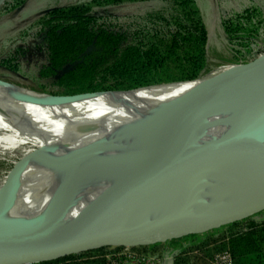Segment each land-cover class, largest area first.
I'll list each match as a JSON object with an SVG mask.
<instances>
[{
    "label": "bare ground",
    "instance_id": "obj_1",
    "mask_svg": "<svg viewBox=\"0 0 264 264\" xmlns=\"http://www.w3.org/2000/svg\"><path fill=\"white\" fill-rule=\"evenodd\" d=\"M238 69H223L192 83L72 98L41 95L0 82V156L15 159L17 171L24 175L34 170L24 177L13 176L15 171L7 173L0 182V232L46 230L72 219L116 216L137 208L168 176L208 158L195 149L197 139L234 130L243 103L200 118L202 109L190 110L197 99L183 98L202 83L218 84ZM184 116L188 119L182 122ZM261 132L264 135V125ZM162 145L188 148L192 157L188 161L152 160ZM108 152L111 158L105 156ZM249 161L264 164V143ZM148 168L159 172L147 173ZM31 183L34 187L28 186ZM262 187L264 171L253 166L222 168L153 204L148 212L192 204V212L219 211L237 194ZM129 194L134 195L124 203L121 198ZM83 207H88L92 217L78 214Z\"/></svg>",
    "mask_w": 264,
    "mask_h": 264
},
{
    "label": "trees",
    "instance_id": "obj_2",
    "mask_svg": "<svg viewBox=\"0 0 264 264\" xmlns=\"http://www.w3.org/2000/svg\"><path fill=\"white\" fill-rule=\"evenodd\" d=\"M27 0H6L0 16ZM155 1L149 9L124 12V3ZM219 22L228 58L218 64L246 63L253 46L264 41V11L256 5L221 9ZM18 40L0 51V68L17 73L27 60L28 45L42 54L36 84L14 83L51 96L101 91H126L180 81L202 79L212 70L206 44L208 29L195 0H85L53 6L17 32ZM91 49L84 54L86 49ZM217 64V65H218ZM70 66L65 71V67ZM168 86V85H165ZM163 86L139 89L138 92ZM260 214V213H259ZM257 215L204 234L161 244L134 247L156 254L159 246L182 241L171 264H191L190 252L212 244L215 253L228 250L233 264H264V216ZM66 256L40 264H105L102 257ZM157 255V254H156ZM159 256L162 255L159 253ZM81 258V259H80ZM214 258V257H213ZM202 264H208L203 260Z\"/></svg>",
    "mask_w": 264,
    "mask_h": 264
},
{
    "label": "water",
    "instance_id": "obj_3",
    "mask_svg": "<svg viewBox=\"0 0 264 264\" xmlns=\"http://www.w3.org/2000/svg\"><path fill=\"white\" fill-rule=\"evenodd\" d=\"M5 1L0 0V8ZM90 49L91 47H88L84 54ZM233 65L239 69L226 80L218 84L204 82L193 93L183 98L197 99L191 104L190 110L195 112L202 109L200 118L227 111L240 102L244 104L245 108L236 119L233 131L220 136L197 139L195 149L204 151L208 156L206 160L168 176L137 208L128 213L86 221L72 219L46 230L15 228L0 232V264H34L105 247L161 244L190 235L204 234L263 212L264 187L254 192L237 194L227 207L219 211L192 212L191 208L194 205L192 204L187 208L173 211L148 212V208L153 204L174 197L204 176L222 168L245 170L253 166L259 171H264V164L249 161L264 143V135L261 132L264 125V55L246 63ZM69 68L70 66H67L64 70L67 71ZM199 80L201 79L169 82L126 91ZM126 91H101L53 97L72 98ZM231 93L234 97L230 95ZM235 98L240 100L233 101ZM186 119L188 117L184 116L182 122ZM188 151V148L181 146L162 145L151 158L154 161L165 162L175 159L188 161L192 157ZM148 172L159 171L148 168ZM132 195L134 194L126 195L121 200L127 203ZM193 202L194 200H189V203ZM78 214L84 218L92 217L88 207H83Z\"/></svg>",
    "mask_w": 264,
    "mask_h": 264
},
{
    "label": "rangeland",
    "instance_id": "obj_4",
    "mask_svg": "<svg viewBox=\"0 0 264 264\" xmlns=\"http://www.w3.org/2000/svg\"><path fill=\"white\" fill-rule=\"evenodd\" d=\"M85 0H27L20 8L16 9L14 12L9 13L7 15L0 16V51L6 50L8 46L11 44L18 42L17 32L24 28L29 21H31L34 17L44 12L46 9L64 5L68 3L74 2H83ZM198 7L200 8L204 20L208 29V40L206 44L207 56L209 63L212 65L211 72L208 74H214L223 69L233 68V64H218L219 62L224 63L225 59L228 58V46L222 31L220 22H219V13L221 9H227L229 11H235L242 9L249 5H256L263 9L264 11V0H195ZM158 2L155 1H145V2H136V3H124L120 6V9L124 12H130L138 9H149L156 6ZM253 59L264 55V41H259L253 46L252 50ZM42 54L37 50V48L28 45L27 52V60L24 62L23 69L18 71L17 73L7 71L4 68H0V82L6 85H12L14 87L26 90V91H34L27 87L17 85L14 83L7 82V79L16 81L19 83H26L29 85H35L37 78V70L39 61L42 60ZM218 64V65H217ZM234 64H242V63H234ZM231 66V67H230ZM207 75V76H208ZM4 81V82H3ZM36 92V91H35ZM38 94V93H37ZM50 96V95H49ZM40 97V96H39ZM40 99H45V97H40ZM125 122V120H123ZM113 154V153H112ZM107 158H111L110 152L105 153ZM43 160V159H42ZM15 159L6 158L5 156H0V182L4 179L6 174L11 173L13 175L14 171L16 174L13 176L24 177L34 170L27 171L24 175V171H17V167L14 164ZM187 167V166H186ZM89 171H93L91 168ZM29 187H34L31 183L28 185ZM21 189H24L22 186ZM264 216V211L261 212L255 219H259ZM175 242H169L166 246H159L156 254L159 253L162 255L163 262L162 264H170L173 256L172 246ZM104 251L92 252L89 254H83L80 257L82 259L86 257H102L105 253ZM143 252V251H142ZM146 253V252H145ZM80 258V259H81Z\"/></svg>",
    "mask_w": 264,
    "mask_h": 264
},
{
    "label": "built area",
    "instance_id": "obj_5",
    "mask_svg": "<svg viewBox=\"0 0 264 264\" xmlns=\"http://www.w3.org/2000/svg\"><path fill=\"white\" fill-rule=\"evenodd\" d=\"M102 258L105 264H162L163 262V258L159 255L145 253L134 247H107ZM213 264H233L230 252L224 250L217 253L213 258Z\"/></svg>",
    "mask_w": 264,
    "mask_h": 264
},
{
    "label": "crops",
    "instance_id": "obj_6",
    "mask_svg": "<svg viewBox=\"0 0 264 264\" xmlns=\"http://www.w3.org/2000/svg\"><path fill=\"white\" fill-rule=\"evenodd\" d=\"M185 243L182 242V241H178L177 243H174V245L172 246V252L173 253H177L178 251V247L179 246H184ZM213 245L212 244H209L207 247L205 248H201V249H194L190 252V255H191V264H202L203 263V260L206 261V263L208 264H213V257L217 254L215 253L211 258H209L208 255H211L212 253V248ZM171 259H172V256H171ZM172 262V261H171ZM171 264V263H170Z\"/></svg>",
    "mask_w": 264,
    "mask_h": 264
}]
</instances>
